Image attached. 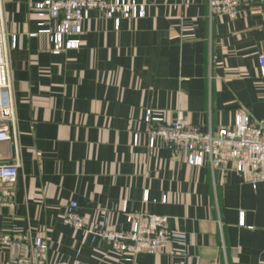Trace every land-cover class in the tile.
I'll return each mask as SVG.
<instances>
[{
    "label": "crops",
    "instance_id": "crops-1",
    "mask_svg": "<svg viewBox=\"0 0 264 264\" xmlns=\"http://www.w3.org/2000/svg\"><path fill=\"white\" fill-rule=\"evenodd\" d=\"M5 4L20 169L0 184V264H130L63 223L76 202L89 229L129 231L148 215L166 217L173 241L135 264H264V184L194 167L161 141L149 147L150 110L170 123L179 112L204 131L232 127L238 115L264 118V5L235 20L211 17L209 0H125L141 19L89 13L77 50L51 53L32 7ZM13 159L0 143V163ZM147 197V200H145ZM47 244L44 258L4 247L11 233Z\"/></svg>",
    "mask_w": 264,
    "mask_h": 264
},
{
    "label": "built area",
    "instance_id": "built-area-1",
    "mask_svg": "<svg viewBox=\"0 0 264 264\" xmlns=\"http://www.w3.org/2000/svg\"><path fill=\"white\" fill-rule=\"evenodd\" d=\"M12 0H0V143H8L13 159L0 163V184L16 181L20 163V135L17 128L16 111L12 93L10 52L16 48V37H10L5 26L4 6ZM251 0H209L211 17H228L235 20L244 5ZM264 3V0H261ZM38 18V34L47 35L51 53L77 50L79 37L89 13L95 11L106 19L114 20L115 28L120 20L141 19L145 16L143 5L125 0H43L33 5ZM258 79L264 81V56L258 58ZM145 123L151 126L149 147L161 141L172 154H184L187 163L194 167L208 166L222 177L234 173L242 176L253 189L264 184V118L254 119L247 114L238 115L232 127H221L217 131H204L193 125L187 116L179 112L170 123L148 110ZM147 200V197H145ZM63 223L80 231L84 237L96 239L108 252L125 255V262L135 264V258L142 253H156L172 244V233L167 229L163 216L148 215L142 221L131 224L129 231L109 228L101 223L89 229L85 218L78 212L76 202H70L64 211ZM1 244L17 253H29L34 258H44L47 244L40 237L29 233H11L1 239ZM8 264H19L13 260ZM57 264H91L81 260ZM176 264H187L181 260Z\"/></svg>",
    "mask_w": 264,
    "mask_h": 264
},
{
    "label": "water",
    "instance_id": "water-1",
    "mask_svg": "<svg viewBox=\"0 0 264 264\" xmlns=\"http://www.w3.org/2000/svg\"><path fill=\"white\" fill-rule=\"evenodd\" d=\"M250 2L251 3H259L261 5H264L263 1H261V0H251Z\"/></svg>",
    "mask_w": 264,
    "mask_h": 264
}]
</instances>
